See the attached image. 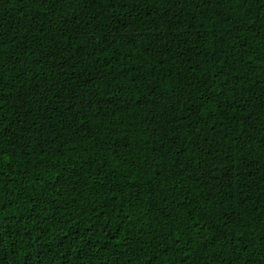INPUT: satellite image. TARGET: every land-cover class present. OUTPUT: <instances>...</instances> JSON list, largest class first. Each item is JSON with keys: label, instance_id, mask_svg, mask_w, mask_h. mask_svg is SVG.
I'll return each mask as SVG.
<instances>
[{"label": "trees", "instance_id": "1", "mask_svg": "<svg viewBox=\"0 0 264 264\" xmlns=\"http://www.w3.org/2000/svg\"><path fill=\"white\" fill-rule=\"evenodd\" d=\"M0 264H264V0H0Z\"/></svg>", "mask_w": 264, "mask_h": 264}]
</instances>
